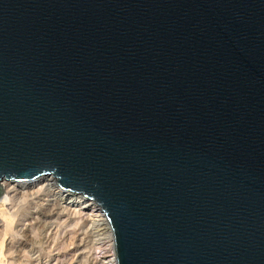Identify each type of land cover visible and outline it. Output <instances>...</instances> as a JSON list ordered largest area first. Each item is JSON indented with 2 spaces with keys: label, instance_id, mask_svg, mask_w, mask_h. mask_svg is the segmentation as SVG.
I'll list each match as a JSON object with an SVG mask.
<instances>
[{
  "label": "water",
  "instance_id": "obj_1",
  "mask_svg": "<svg viewBox=\"0 0 264 264\" xmlns=\"http://www.w3.org/2000/svg\"><path fill=\"white\" fill-rule=\"evenodd\" d=\"M45 180L116 264H264V0H0V196Z\"/></svg>",
  "mask_w": 264,
  "mask_h": 264
},
{
  "label": "rangeland",
  "instance_id": "obj_2",
  "mask_svg": "<svg viewBox=\"0 0 264 264\" xmlns=\"http://www.w3.org/2000/svg\"><path fill=\"white\" fill-rule=\"evenodd\" d=\"M7 185L13 190L8 205L2 203L5 192L0 196V215L8 212L6 218L0 216V264L100 263L94 255L98 237L85 224V217L74 218L73 214L57 209L50 199L52 188L37 192L34 184L24 188L11 182ZM53 190L62 192L55 186ZM88 203L83 210L85 215L91 210L100 212ZM113 250L105 255L115 259Z\"/></svg>",
  "mask_w": 264,
  "mask_h": 264
},
{
  "label": "bare ground",
  "instance_id": "obj_3",
  "mask_svg": "<svg viewBox=\"0 0 264 264\" xmlns=\"http://www.w3.org/2000/svg\"><path fill=\"white\" fill-rule=\"evenodd\" d=\"M36 185H37V188H36L37 192H40L42 190H49L50 188H52L53 192H52L50 199L52 203L56 205L58 210L61 209L69 214H73L74 218L75 217L76 218L85 217V220H84L85 224L87 223L89 229L92 231V233H94L95 237L96 236L98 237L97 245L99 246L95 245L96 251L94 252V255L96 258H99V262H100L99 264H116L113 255H109V257L105 255L106 252L109 253V251L110 252L112 251L113 243H112V237H111V234L108 228L109 226L107 224V221L103 213L95 212L91 210L90 212H86V215H85L83 210H85L86 206L89 204L88 202H86L85 200H80L78 197H75L73 194H68L64 192L60 193L58 191L54 192L53 190L54 185H52L48 180L42 183H37ZM1 186L3 187V192H5V196L3 198L2 203L5 205H8L11 201L10 193L12 192L13 188L7 185V181L2 182ZM20 186L22 188L25 187V185H20ZM57 201H60V202L57 203ZM2 214L3 215H0V216H3L5 218L6 216H8L7 215L8 212H2Z\"/></svg>",
  "mask_w": 264,
  "mask_h": 264
}]
</instances>
